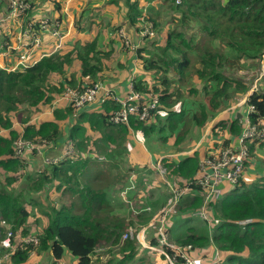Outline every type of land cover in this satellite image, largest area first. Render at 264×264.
<instances>
[{"label": "trees", "instance_id": "16d2710c", "mask_svg": "<svg viewBox=\"0 0 264 264\" xmlns=\"http://www.w3.org/2000/svg\"><path fill=\"white\" fill-rule=\"evenodd\" d=\"M123 3L127 8L123 21L137 31L147 20L152 22L154 36L143 37H151V47L159 38L164 40L155 44L160 50L157 54L148 45L124 51L142 61L140 72L131 77L134 89L143 98L151 93L158 98L145 120L132 114L127 124L111 123L108 115L120 105L103 95L91 102L98 111L86 108L90 104L78 108L55 103L66 87L83 89L107 81L114 51L111 46H99L98 36L90 41L76 40L69 49L46 53L27 65L0 66V169L7 171L0 172V240L10 232L12 245L10 249L0 245V255L8 253L3 264H26L42 254L53 258L51 264L65 255L74 257V264H170L168 257L172 264H185L183 253L198 256L205 264H264V173L249 178L247 157L238 183L206 207L212 218H218L217 223L196 213L203 200L195 182L199 168L196 153L178 162L172 157L162 159L183 190L165 223L164 231L175 245L162 246L167 256L142 246L137 231L153 215L146 207L163 205L169 192L162 190L161 183L143 192L128 188L124 194L128 198L145 197L146 192L148 205L135 211L124 205L119 195L129 187L133 171L136 186L145 188L151 180L153 168L148 160L142 164L129 159L132 132L141 133L151 149L155 141L188 149L186 145L194 143L213 119L209 133L227 147L238 137L244 117L238 113L222 116L220 112L244 95L246 105L252 107L249 120L262 124L264 0H159L160 7L171 10L166 13L171 26L164 36L160 20L143 13L139 0ZM113 30L110 33L116 37L117 26ZM146 51L148 56L142 53ZM240 68L246 71L237 73ZM45 105L47 114L41 113ZM244 107L237 106L238 112ZM64 121L69 122L67 129ZM17 138L42 143V147L58 146L57 154L66 144L73 150L48 168L33 170L32 176L26 152L33 155L36 151L17 154ZM252 141L248 155L256 143ZM263 142L264 137L260 146ZM102 165L106 168L101 169ZM20 170L17 176L13 174ZM20 180L25 184L16 190L12 182ZM6 185L12 189L6 190ZM51 190L55 198L42 210L45 224L31 230L26 222L28 204L35 203L37 197L48 198ZM244 219L249 221L237 222ZM130 224L133 235L122 238ZM156 227L157 223H152L144 230L151 244H158ZM28 237L34 239L25 241ZM216 249L221 256L213 261ZM107 252L112 255L101 260Z\"/></svg>", "mask_w": 264, "mask_h": 264}, {"label": "crops", "instance_id": "0c3cea01", "mask_svg": "<svg viewBox=\"0 0 264 264\" xmlns=\"http://www.w3.org/2000/svg\"><path fill=\"white\" fill-rule=\"evenodd\" d=\"M28 2L30 5L29 9L22 16H20V18L8 21L6 29L0 31V66H20L17 64V54L19 49L18 34L20 29L29 21L36 22L42 16L48 18L49 20L59 19L61 38H57L56 36L51 35L49 32L41 31V43L38 46L31 48L34 59H38L46 53L65 51L72 47L76 40L82 42L90 41L98 36L99 46H105L104 48H109L111 46L113 47L114 51V53H112L114 58H112V60L109 62V67L111 69L109 70V73H107L108 79L104 82V84L108 86L118 98H123L127 94L129 91L131 77L140 72L141 64L139 62L140 59H137L133 53L124 52L126 47L121 46L122 38L119 35L118 30L122 28L131 38V41L136 45V47H142L145 45L150 46L149 43L151 40H149V38L151 37H146L144 40V38L139 35V30L137 31L134 25H132L130 22L123 21L126 18L125 14L127 10L123 0H118V2L117 0H28ZM139 2L145 9L148 1L139 0ZM6 10L7 0H0V18L5 16ZM85 16H88L89 18ZM87 19H89L88 22ZM146 22L151 24V27L153 26L152 22L149 20ZM116 26L117 30L115 37L112 35V33H110V31H114L113 29L116 28ZM59 39L60 43H58ZM67 40H70L71 42L69 47L68 45L67 47L64 45L65 41ZM120 48H122V50ZM3 62H6L7 64H4ZM8 64H11V66H8ZM55 103L62 104L65 102L56 98ZM89 104L90 105L86 106V108H90L91 110L94 108V111L99 110L97 105L94 106L93 103L91 104V102ZM241 105H245V107L244 110L239 113L237 106ZM245 111L246 103L238 101L236 104H233L227 109L221 111L220 114H222V116L226 115L233 117L234 114L238 113L241 114L240 118H243ZM47 113H49V110L44 114ZM263 121L264 119H262V124H264ZM66 122L67 121L63 122L64 129H67L69 126V122L67 124ZM212 123L213 119L210 121V125L208 124L205 130L198 136V139L193 143L192 147L183 149L186 151L180 150L183 152L170 151L162 153L161 151L156 150L155 143H153L152 149L149 147L147 148L146 140L141 135V133L131 131V151L129 153V159L132 161V163L142 164L148 160V164L151 166V168H153L152 165L157 162V158L161 156L162 158L172 157V161L178 162L179 160L183 159L185 155L196 153L197 159L200 161L204 157L208 156L209 153H214L217 151L219 145H221L218 138L210 137L211 134L209 133V130ZM236 141L237 137L232 139L230 144L235 145L237 144ZM214 144L215 147L210 149L211 145ZM25 151H29V149H25ZM35 151L36 153L33 155L29 154V152H26L30 166H33L32 174H34L38 169L48 168V159L50 157L59 156L61 159L63 156V151L57 154L60 151L58 146L55 148L52 146L42 147L39 150L35 149ZM152 170H154V168ZM159 178L162 181L160 176ZM228 187L229 185L224 184L225 193L229 189ZM119 195L122 196L120 192ZM161 206L163 205H158L155 209V212L160 209ZM151 218L141 227V229H143V227L146 228L149 226ZM138 242L144 246L140 240H138ZM65 257L69 261H65L63 258H61L60 260L62 264H71V259H73L72 264H74V257H70L68 255H65ZM100 257L103 261L107 259L106 255H101ZM39 259L40 255H34L30 261L26 262V264H33L35 262H37L36 264H51L53 258L49 255H45L43 259Z\"/></svg>", "mask_w": 264, "mask_h": 264}, {"label": "built area", "instance_id": "2783aa9c", "mask_svg": "<svg viewBox=\"0 0 264 264\" xmlns=\"http://www.w3.org/2000/svg\"><path fill=\"white\" fill-rule=\"evenodd\" d=\"M177 2L179 0H176ZM30 5L28 0H7V10L5 16L0 18V31L6 29V25L10 20H16L20 18L28 9ZM41 31L49 32L53 36H58L61 38L60 30V20L54 19L49 20L46 17H40L38 21H29L25 26H23L18 34V54H17V64L20 66L30 64L35 62L31 48L36 47L41 43L40 33ZM119 35L122 38V42L126 48L134 49L136 45L131 41L128 34L121 28L118 30ZM154 31L151 24L147 23L139 31L141 37L151 36ZM103 95L105 97H111L119 103V107L113 110L108 115V120L113 124L125 123L129 121V117L132 114H136L139 119L145 120L149 116V112L157 104V96L155 94H150L147 98H143V94L137 92L133 87V82L130 81L129 91L123 98H118L113 91L102 84L101 82L94 83L83 89H75L71 87H66L62 94L58 97L59 100L64 101L62 104H71L74 107H83L86 104L94 101L98 96ZM143 99L146 101L143 102ZM142 102H141V101ZM246 102V97L242 99ZM247 109L245 111L244 119L241 121L242 129L237 137L235 145H229L228 147H222L217 152L215 151L213 155L208 154L202 160L198 161L199 168L195 174V182L199 185L201 195L203 197L202 206L196 213L203 220L212 221L214 223L218 222V218H212L206 207L209 206L210 202L219 200L225 193L224 184L229 185V190H231L236 183H238L241 177L244 160L248 155L247 141L254 140L259 136L264 135V126L260 123H252L249 120L248 114L252 110L250 105H246ZM42 143L37 144L34 142H29L27 140H22L17 138L15 140L16 153H22L25 148L37 149L42 148ZM72 147L67 144L64 146L63 155L71 154ZM59 156H53L48 159V163L56 162L59 160ZM162 156L157 158V162L153 164V168L157 171L158 175L162 178V181L169 188V194L166 202L160 209L157 210L152 216L149 226L152 223H157V242L158 244H151L149 241L144 240L143 229L137 233L138 240L149 249H153L164 253L163 245H168L175 247V245L168 240L167 233L164 231L167 216L175 211V203L178 200L180 194L183 190L179 188L177 182L169 174L167 165L163 162ZM129 187H127L128 189ZM126 189L121 191L123 195ZM149 209V207H146ZM249 220H238L240 224H245ZM133 234V228L128 227V230L122 234V238L131 237ZM34 239L33 237H28L25 241ZM0 245L5 248H12L10 243V232H7L6 236L0 240ZM189 247V246H187ZM8 256L5 252L0 255V264H3ZM185 259V264H205L202 259L198 256L189 257L183 253ZM220 257V251L215 250V255L213 261H216ZM170 264H172L171 259L168 257ZM55 264H62V262L57 259ZM211 264V262H209Z\"/></svg>", "mask_w": 264, "mask_h": 264}, {"label": "rangeland", "instance_id": "374dc122", "mask_svg": "<svg viewBox=\"0 0 264 264\" xmlns=\"http://www.w3.org/2000/svg\"><path fill=\"white\" fill-rule=\"evenodd\" d=\"M147 1H148V4L146 5L145 9L143 10V13H148V14L152 15L154 18H158L160 20L161 28H162V32H161L162 34H161V36H164L165 35V32H166L165 31L166 28L168 27V25H170V23L168 22L169 19H167L166 13H169L171 10H170V8H164L163 9L162 7H160L159 0H147ZM149 3H150V6H149ZM75 16H76V14H75ZM85 17L89 18L88 16H85ZM88 21H89V19H87V22ZM58 43H60V39L58 40ZM70 43H71L70 40L65 41V43H64L65 47H67V45L69 47V44ZM163 43H164V40L162 38H159L156 41L155 44L159 45V44H163ZM155 44H153L154 45L153 47H151L152 45H150L151 52L154 53V54L160 53L159 47L157 45H155ZM142 53L144 55H146V56H148L150 54V52H147V51L146 52H142ZM139 62H140V64H142V61L141 60ZM141 68H142V65H141ZM245 71H246V69L240 68L237 71V73H242V72H245ZM254 86H255V88L257 87L256 86V82H254ZM244 97H246V95H244L242 98H240L239 101L245 103V101H242V99ZM47 107L48 106H46V105L43 106L42 109H41V113L48 111V109H46ZM246 109H247V107H246ZM263 126H264V124H263ZM92 137H94V134H92ZM210 137L212 138V136H210ZM263 137H264V135L262 137L259 136L258 138H255L256 143L254 144L253 149H251V151H249V155H247V159L249 160V163H248L247 168L245 169V172H246V175L249 178H252V179H254L257 176L260 177L264 173V171L262 170V168L264 169V142H263V145L262 146H260L261 144L259 143V142L262 141V138ZM252 142H253L252 140L247 141V147H249V145H251ZM191 143H192V145H191ZM117 145H118V143H117ZM230 145L232 146V144H230ZM111 146H114V144H111ZM146 146L148 148V146H151V145L147 142L146 143ZM155 146H156V150L161 151L162 153L163 152H170V151H179V152L186 151V150H183V149H180V150H183V151H180L179 149H175L176 147L174 145H172V144L162 145L159 141H155ZM186 146L188 148L192 147L193 146V142L191 141ZM214 147H215V144L214 145H211L210 149L211 148L213 149ZM222 147H223L222 145H219L218 150L220 148H222ZM24 152H25V150H22V153H24ZM22 153H17V154H22ZM213 154L214 153H211L210 155H213ZM28 168H30L31 171H32L33 166H28ZM104 168H106V167L104 165H102L101 166V169H104ZM21 171L22 170H20L19 172L14 171L13 174H15L17 176L18 173H20ZM0 172H4L5 174H7V171L6 170L0 169ZM132 173L136 175V172L135 171H133ZM133 174L131 175V178L129 180V184H130L129 185V188L130 189L139 188L140 192H143L144 190H147L152 185L161 183V185L164 186V187L161 186L162 187V190L165 189L167 192L169 191V188L166 186V184L164 183V181H161V179L159 178L158 173L155 172V171H153V170H151V180H148L146 182V187L145 188L142 187V186H136V180L134 182L133 179H132ZM32 176H35V174H32ZM145 178H148V177L145 176ZM29 182H31V180ZM12 184L15 186V189L17 190L21 185H24L25 182H22V180H20V181H13ZM1 185L4 186L5 184L2 183ZM10 187H11L10 185H6L5 188H6V190H10V189H12ZM125 189H126L125 191L129 190V189H127V187ZM124 194L122 196H120L122 198L121 199V202L124 205H126V203H127L130 206L129 208L132 211H135V210L141 208L144 205H148L147 198H146V192H145V197L144 196L143 197H140V196H132L133 198H128ZM53 198H55V193L51 190L50 191V196L48 198H44V196L37 197L35 203L32 202L30 205L28 204V216H27L26 222H27V224H28V226L30 227L31 230H37L39 227H41L43 224H45L46 216L44 215V213H42V210L43 209H46L48 207V204H47L48 200L49 199L52 200ZM140 198H142V199H140ZM137 199H139V200L136 201ZM43 201H44V203H43ZM136 202H139V204H136ZM148 207H149V209L146 208V211L153 212V214H154L155 213V207L154 206H151V205H149ZM152 218H153V216H152ZM128 227H134V226L131 225V226H128ZM141 227L139 228V230L137 231V233L141 230ZM145 238H146V236L144 234V239ZM168 240H169V242L173 243L170 238H168ZM204 250H207V248H204ZM104 255L110 256V255H112V252H107ZM44 256H45V254L40 255V259L39 260L43 259ZM64 260L65 261H69L66 257H64ZM72 261H73V259H71V264H72ZM36 263L37 262H35L33 264H36Z\"/></svg>", "mask_w": 264, "mask_h": 264}, {"label": "water", "instance_id": "95a60500", "mask_svg": "<svg viewBox=\"0 0 264 264\" xmlns=\"http://www.w3.org/2000/svg\"><path fill=\"white\" fill-rule=\"evenodd\" d=\"M241 114H238V116L240 117Z\"/></svg>", "mask_w": 264, "mask_h": 264}]
</instances>
